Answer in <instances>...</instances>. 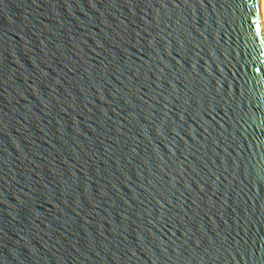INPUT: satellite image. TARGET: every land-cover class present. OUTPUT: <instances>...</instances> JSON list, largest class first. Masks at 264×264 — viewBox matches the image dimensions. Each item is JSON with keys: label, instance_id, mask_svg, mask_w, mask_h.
I'll return each mask as SVG.
<instances>
[{"label": "water", "instance_id": "obj_1", "mask_svg": "<svg viewBox=\"0 0 264 264\" xmlns=\"http://www.w3.org/2000/svg\"><path fill=\"white\" fill-rule=\"evenodd\" d=\"M0 264H264L261 0H0Z\"/></svg>", "mask_w": 264, "mask_h": 264}, {"label": "bare ground", "instance_id": "obj_2", "mask_svg": "<svg viewBox=\"0 0 264 264\" xmlns=\"http://www.w3.org/2000/svg\"><path fill=\"white\" fill-rule=\"evenodd\" d=\"M261 8H262V18H263V24H264V0H261Z\"/></svg>", "mask_w": 264, "mask_h": 264}]
</instances>
